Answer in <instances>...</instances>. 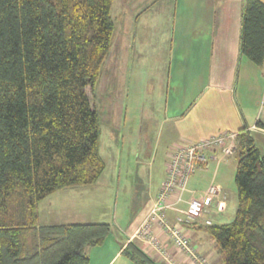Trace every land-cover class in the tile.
Returning a JSON list of instances; mask_svg holds the SVG:
<instances>
[{
	"label": "trees",
	"instance_id": "trees-1",
	"mask_svg": "<svg viewBox=\"0 0 264 264\" xmlns=\"http://www.w3.org/2000/svg\"><path fill=\"white\" fill-rule=\"evenodd\" d=\"M111 4L0 0V264H88L85 248L110 232L103 222L40 225L38 204L59 189L94 184L104 170L91 95L110 47ZM239 43L261 66V0L244 1ZM236 143L234 218L214 224L210 207L204 229L223 264H264V155L248 129ZM123 253L165 264L136 242Z\"/></svg>",
	"mask_w": 264,
	"mask_h": 264
},
{
	"label": "crops",
	"instance_id": "crops-1",
	"mask_svg": "<svg viewBox=\"0 0 264 264\" xmlns=\"http://www.w3.org/2000/svg\"><path fill=\"white\" fill-rule=\"evenodd\" d=\"M244 1L173 0L172 31L167 38L171 48L164 81L165 102L157 116L142 115L139 120V140L144 141L148 149L152 146L157 150L152 162H148L151 168L142 175L147 181L144 194L140 203L137 200L136 211L127 216L125 222L106 206L105 195L112 185L108 184L111 178L104 179L102 174L94 184L59 189L38 204L40 225L92 222L110 225L103 243L85 248L88 264H139L129 259L123 249L159 190L173 146L196 142L224 131L237 133L245 128L264 155V61L257 66L240 53ZM123 44L124 52L129 42L124 39ZM129 48L133 51V44ZM162 69H166V64ZM154 132L152 139L150 136ZM159 150L162 157L157 165L161 166L154 168ZM205 154L206 163L188 179L187 191L178 208L185 209L186 201L192 196L210 186H218L223 198L211 205V211L221 215L226 210L229 195L228 181L224 177L226 167H235L236 158L231 161L234 153L225 156L218 148L207 150ZM120 178L119 174L115 180L120 181ZM117 185L119 188L118 182ZM166 214L171 221L175 215H181L178 211H167ZM203 220L200 218L190 225L191 242L206 259V264H223L214 240L204 229ZM159 233L176 263L190 264L185 254L175 249L162 232Z\"/></svg>",
	"mask_w": 264,
	"mask_h": 264
},
{
	"label": "rangeland",
	"instance_id": "rangeland-1",
	"mask_svg": "<svg viewBox=\"0 0 264 264\" xmlns=\"http://www.w3.org/2000/svg\"><path fill=\"white\" fill-rule=\"evenodd\" d=\"M174 7L173 0H112L110 8L114 24L110 47L91 97L99 119V152L105 166L102 178H111L108 184L112 185L105 195L106 206L124 222L136 211L137 200L140 203L147 184L142 175L151 168L148 162L157 150L152 146L148 149L139 140V120L142 115L157 116L165 102L164 81L171 48L167 38L172 31ZM124 39L129 45L123 52ZM165 64L166 69H162ZM155 134L150 137L154 139ZM161 157L159 150L154 168L161 166L157 165ZM231 161H235L234 156ZM235 167H226L227 207L221 215L211 216L215 224L234 218ZM119 174L120 181H116Z\"/></svg>",
	"mask_w": 264,
	"mask_h": 264
},
{
	"label": "built area",
	"instance_id": "built-area-1",
	"mask_svg": "<svg viewBox=\"0 0 264 264\" xmlns=\"http://www.w3.org/2000/svg\"><path fill=\"white\" fill-rule=\"evenodd\" d=\"M236 134L224 131L196 142L173 146L159 190L128 242H136L141 250L155 261L177 264L167 243L160 237L159 232H162L175 249L185 254L190 264H206V259L191 242L189 227L209 213L211 205L218 198L222 199L223 193L220 187L210 186L187 200L185 209L182 210L178 206L187 191L188 179L206 163L205 152L218 148L223 155H232L237 146ZM167 211H178L181 215H175L174 221H169ZM203 223L210 225L211 220L204 218Z\"/></svg>",
	"mask_w": 264,
	"mask_h": 264
}]
</instances>
